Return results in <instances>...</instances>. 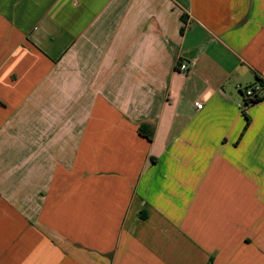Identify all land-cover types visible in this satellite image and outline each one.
<instances>
[{
	"label": "crops",
	"instance_id": "0c3cea01",
	"mask_svg": "<svg viewBox=\"0 0 264 264\" xmlns=\"http://www.w3.org/2000/svg\"><path fill=\"white\" fill-rule=\"evenodd\" d=\"M259 79L264 0H0V264H264Z\"/></svg>",
	"mask_w": 264,
	"mask_h": 264
},
{
	"label": "trees",
	"instance_id": "16d2710c",
	"mask_svg": "<svg viewBox=\"0 0 264 264\" xmlns=\"http://www.w3.org/2000/svg\"><path fill=\"white\" fill-rule=\"evenodd\" d=\"M257 84L260 85L261 89L258 92H255L253 96H246L245 92L242 89H240V91L243 95V98H244V100H243L244 111H245V108L248 107L249 105L258 103L264 99V94L263 95L261 94V91L264 88V82L261 79H259ZM254 85H256V84H254ZM248 86L251 87L253 85H248ZM245 87H247V86H245ZM244 115L246 117V124H245V129H246L250 125L251 120H250V117L245 112H244ZM139 131H140V133L145 135L149 140L152 139L153 132H152V129L149 128V126L144 125V124L140 125Z\"/></svg>",
	"mask_w": 264,
	"mask_h": 264
},
{
	"label": "built area",
	"instance_id": "2783aa9c",
	"mask_svg": "<svg viewBox=\"0 0 264 264\" xmlns=\"http://www.w3.org/2000/svg\"><path fill=\"white\" fill-rule=\"evenodd\" d=\"M176 69L180 72H187L189 70L188 63L185 62L184 60H179L176 66ZM241 89L245 92L246 96H253L255 92H258L261 87L259 84L253 85V86H247V87H241ZM197 108H202L203 104L202 102H196L195 103Z\"/></svg>",
	"mask_w": 264,
	"mask_h": 264
}]
</instances>
